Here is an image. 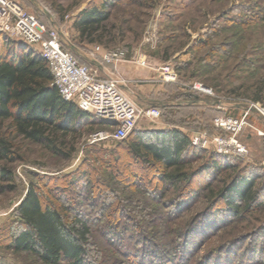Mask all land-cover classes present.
<instances>
[{"label": "rangeland", "instance_id": "1", "mask_svg": "<svg viewBox=\"0 0 264 264\" xmlns=\"http://www.w3.org/2000/svg\"><path fill=\"white\" fill-rule=\"evenodd\" d=\"M15 1L58 29L62 48L91 68L95 78L123 77L125 85L132 83L122 72L106 75L101 56L92 54L97 45L125 49L124 61L138 68L143 66L135 60L145 55L158 75L161 66L172 65L179 80L161 82L171 84L162 88L161 97L174 105L161 108L159 119L139 120L137 130L177 127L189 137L205 131L213 145L215 138L235 136L248 152L241 157L219 154L213 160L208 159L216 154L212 150L188 154L181 171L191 179L171 184L156 165L132 160L125 143L92 144L93 134L112 128L107 121L86 126L82 136H69L68 158L11 136L19 159L0 163L14 176L2 182L14 189L0 194V264H44L34 253L11 246L19 226L16 211L30 184L44 200L53 193L68 201L70 221L75 212L83 213L92 230L90 264H264V117L255 112L264 109V0ZM106 3L110 19L97 41H81L75 20L84 9ZM7 38L23 42L0 28V49ZM102 63L108 67L121 61ZM195 83L214 94H200L198 106H176L184 94L195 92ZM221 117L237 118L242 129L237 134L220 130L216 119ZM86 173L92 183L85 187ZM240 177L257 180L261 199L235 211L220 193Z\"/></svg>", "mask_w": 264, "mask_h": 264}, {"label": "trees", "instance_id": "2", "mask_svg": "<svg viewBox=\"0 0 264 264\" xmlns=\"http://www.w3.org/2000/svg\"><path fill=\"white\" fill-rule=\"evenodd\" d=\"M108 6L107 3L91 6L79 14L74 28L81 41L91 44L97 41L103 24L110 19L106 10ZM184 96L187 104L176 106H198L203 102L197 92L190 91ZM255 112L262 117L258 111ZM105 122L62 98L43 56L24 42L6 39L0 49V163L9 164L19 159L11 136L41 144L54 154L68 158L70 155L65 148L69 144V136H82L86 126L92 128L106 125ZM121 142L127 145L132 160L142 166L156 165L162 179L171 184L191 179L192 175L181 171L186 166V157H196L199 155L197 152L206 153L197 151L190 137L177 127L135 130ZM214 156L220 155L213 153L208 159L213 160ZM85 176V187L90 186V175L86 173ZM13 178L11 168L0 164V194L6 192V188L14 189L12 184L2 185V182H10ZM256 183L254 177H240L224 188L220 195L237 211L241 204L250 206L260 202ZM39 190L30 184L21 200L16 211L19 226L11 246L17 251L34 253L44 264H90L87 261L92 235L89 221L83 213L77 212L70 221V203L50 192L53 197L44 200Z\"/></svg>", "mask_w": 264, "mask_h": 264}, {"label": "built area", "instance_id": "3", "mask_svg": "<svg viewBox=\"0 0 264 264\" xmlns=\"http://www.w3.org/2000/svg\"><path fill=\"white\" fill-rule=\"evenodd\" d=\"M0 28L12 39L22 40L29 48L43 56L51 69L54 85L66 102L75 103L79 109L86 111L111 124V129L100 130L90 137L92 144L101 141L124 140L138 128L141 119H159L161 108H140L122 90L127 82L123 77L95 78L91 68L81 65L71 52L64 50L58 29L49 27L36 14L30 13L15 0H0ZM92 54H99L102 62L113 63L124 61L127 57L125 49H104L95 47ZM141 66H147L146 56L135 60ZM158 81L174 83L179 80L177 71L170 63L160 67ZM193 90L199 94L213 95L208 87L195 83ZM256 107V106H255ZM264 117V109L256 107ZM246 116L249 111L245 112ZM216 126L221 130H231L235 134L242 129L240 120L223 117L216 119ZM191 144L200 150H212L220 155L241 157L248 150L235 136L215 138V144L205 131L193 132ZM264 165V161L262 162Z\"/></svg>", "mask_w": 264, "mask_h": 264}, {"label": "crops", "instance_id": "4", "mask_svg": "<svg viewBox=\"0 0 264 264\" xmlns=\"http://www.w3.org/2000/svg\"><path fill=\"white\" fill-rule=\"evenodd\" d=\"M99 63L104 67V72L108 77H113L117 71L125 73L131 78L132 83H129V85H123L122 90L126 92V94L130 96L139 107L146 108L153 106L164 108L174 105L172 102L163 100L161 97L163 92L162 88L171 84L162 85L161 82L158 81V68L155 65H152L150 61V66H143V68H138L133 62L129 60L121 61V63L110 65L108 67L100 60ZM148 88L151 89L147 90ZM175 104L186 105L187 101H176ZM160 129H166V127L161 126L160 128H156V130Z\"/></svg>", "mask_w": 264, "mask_h": 264}]
</instances>
